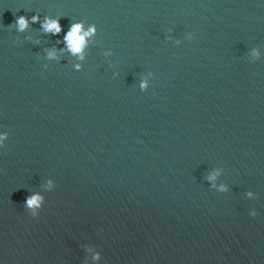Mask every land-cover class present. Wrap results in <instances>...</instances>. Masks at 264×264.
Instances as JSON below:
<instances>
[{
    "label": "clouds",
    "instance_id": "9594fccd",
    "mask_svg": "<svg viewBox=\"0 0 264 264\" xmlns=\"http://www.w3.org/2000/svg\"><path fill=\"white\" fill-rule=\"evenodd\" d=\"M38 19L39 18L36 16L32 17L33 22L38 21ZM15 25L17 26L18 31L22 32L28 27V20L26 17L20 16L16 19ZM42 28L45 32L52 33L53 35H57L61 32L59 21L50 18H45V22L42 24ZM95 31H96L95 26H91L87 31H85L81 23L73 24L71 29L64 37V40L67 42L68 49L73 54L82 53V50L86 44V37L93 35ZM53 56L54 53L50 52L49 57H53ZM81 58L83 57L81 56ZM77 67H79V65H77ZM3 139L4 137L0 136V141H2ZM215 175L216 174H213L212 176L208 177V179L215 180ZM51 184L52 181H49V185ZM220 190L225 191L226 189L223 186H221ZM249 195L251 196L252 193H249ZM42 200L43 197L40 196L39 194H33L27 199L26 207L32 210L30 213L31 216L33 217L38 216L39 213L36 210L41 207ZM256 214L257 213L255 211L251 213L252 216H256ZM93 259H99V253H97L93 257Z\"/></svg>",
    "mask_w": 264,
    "mask_h": 264
}]
</instances>
